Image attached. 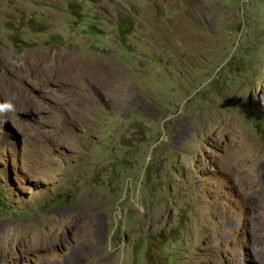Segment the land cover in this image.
Segmentation results:
<instances>
[{"label":"rangeland","instance_id":"obj_1","mask_svg":"<svg viewBox=\"0 0 264 264\" xmlns=\"http://www.w3.org/2000/svg\"><path fill=\"white\" fill-rule=\"evenodd\" d=\"M0 264H264V0H0Z\"/></svg>","mask_w":264,"mask_h":264},{"label":"clouds","instance_id":"obj_2","mask_svg":"<svg viewBox=\"0 0 264 264\" xmlns=\"http://www.w3.org/2000/svg\"><path fill=\"white\" fill-rule=\"evenodd\" d=\"M14 105L11 102L0 103V114L12 110Z\"/></svg>","mask_w":264,"mask_h":264}]
</instances>
